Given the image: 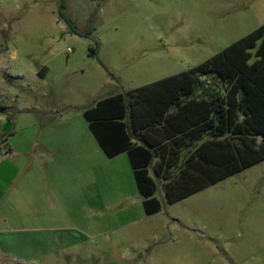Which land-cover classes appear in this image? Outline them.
<instances>
[{
    "label": "rangeland",
    "instance_id": "374dc122",
    "mask_svg": "<svg viewBox=\"0 0 264 264\" xmlns=\"http://www.w3.org/2000/svg\"><path fill=\"white\" fill-rule=\"evenodd\" d=\"M263 25L264 0H0V151L15 119L26 128L51 118L48 108L81 117ZM76 224L89 230L55 249L22 230L0 233V264H264V161L158 215H102L100 231Z\"/></svg>",
    "mask_w": 264,
    "mask_h": 264
},
{
    "label": "trees",
    "instance_id": "16d2710c",
    "mask_svg": "<svg viewBox=\"0 0 264 264\" xmlns=\"http://www.w3.org/2000/svg\"><path fill=\"white\" fill-rule=\"evenodd\" d=\"M83 116L109 158L128 155L148 216L264 161V25Z\"/></svg>",
    "mask_w": 264,
    "mask_h": 264
},
{
    "label": "crops",
    "instance_id": "0c3cea01",
    "mask_svg": "<svg viewBox=\"0 0 264 264\" xmlns=\"http://www.w3.org/2000/svg\"><path fill=\"white\" fill-rule=\"evenodd\" d=\"M86 109L69 118L48 108L42 113L51 118L26 128L16 127L15 119L7 128L5 153L0 151V233L22 230L49 238L40 244L55 249L76 229L89 230L79 221L100 231L102 215L134 222L148 216L128 155L105 154L88 128Z\"/></svg>",
    "mask_w": 264,
    "mask_h": 264
}]
</instances>
